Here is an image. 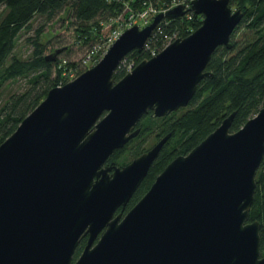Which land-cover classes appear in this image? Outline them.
I'll use <instances>...</instances> for the list:
<instances>
[{
  "label": "water",
  "instance_id": "water-1",
  "mask_svg": "<svg viewBox=\"0 0 264 264\" xmlns=\"http://www.w3.org/2000/svg\"><path fill=\"white\" fill-rule=\"evenodd\" d=\"M189 9L202 18L187 36L115 81L122 59L183 7L125 29L96 64L49 89L0 143V264H264L259 222L248 221L264 158V105L234 132V112L225 117L117 212L170 135L123 166L109 157L139 133L149 111L161 117L188 105L211 75L214 50L231 47L242 18L228 0H192Z\"/></svg>",
  "mask_w": 264,
  "mask_h": 264
},
{
  "label": "trees",
  "instance_id": "trees-1",
  "mask_svg": "<svg viewBox=\"0 0 264 264\" xmlns=\"http://www.w3.org/2000/svg\"><path fill=\"white\" fill-rule=\"evenodd\" d=\"M67 1L0 0V143L38 105L48 90L57 86V79L52 77L55 71L59 77L69 69L81 67L79 61L74 63L57 58L69 47L46 52L47 47L40 39L46 24L62 11ZM69 1L73 5L77 39L88 47L102 33L105 23L123 10L121 0ZM145 1L167 7L174 1L184 0ZM142 2L132 0L131 9H140ZM228 4L242 11V18L230 36L231 47H216L206 66L211 75L199 82L188 105L161 117H155L149 111L137 123L139 133L109 157L107 163L127 148L134 159L148 149L146 143L151 134L154 135L152 146L161 137L170 135L128 203L117 212L125 214L172 159L187 154L225 117L234 112L230 124V131L234 132L264 105V0H228ZM201 18L195 13H191V18L186 15L163 17L159 21L162 32H154L141 50L130 51L116 68L114 80H119L129 66L150 58L168 42L187 36L200 26ZM22 46L25 53L19 54L16 50ZM57 49L62 50L54 58H46ZM18 81H21L19 86L12 90V85ZM255 220L259 222V248L264 254V158L255 175L254 197L248 215V221ZM85 240V237L81 239L74 259Z\"/></svg>",
  "mask_w": 264,
  "mask_h": 264
},
{
  "label": "rangeland",
  "instance_id": "rangeland-1",
  "mask_svg": "<svg viewBox=\"0 0 264 264\" xmlns=\"http://www.w3.org/2000/svg\"><path fill=\"white\" fill-rule=\"evenodd\" d=\"M72 6H73L72 2L68 0L66 2L65 6L63 7L62 11H60L58 13V15L52 21H50V23L46 24V26L44 27V31L41 34L40 39H41V41L43 43H45V45L47 47L46 48L47 49L46 52H49L51 49H55V48L69 47V50L66 49L65 51L60 53L57 56V58L59 60H64L65 59V60H67L69 62L77 63L78 61H80L81 57L85 54L87 49L89 50L92 47H96V49H97L98 48V46H97L98 43H95V41H92L91 42L92 46L88 47V45H82L78 41L77 35L75 33V28H74L75 26L73 25V21L74 20H73V16H72L73 15L72 14V12H73L72 11ZM231 8H232V10L235 9L234 7H231ZM0 12H1V9H0ZM22 39H23V37L17 42L18 45L21 44V40ZM24 49L25 48L22 46L21 48H18L16 51L19 54H22V53H25ZM105 52L106 51H104L103 54ZM103 54L101 55L100 58H102ZM91 64H93V63H91ZM90 65H88V66H90ZM86 69L87 68H85V66L78 67L76 70L72 69L71 73L73 75H70V77L68 75L70 73L69 70L63 72L62 75H60L59 77L57 75V72L55 71L52 74V77L54 79H57V86H61V85L65 84V83H67L68 81L74 79L77 75H79L81 72H83ZM20 82L21 81H18V83L15 82V84L12 85V87H13L12 90L16 89L17 86H19L18 84ZM153 137H154V135L151 134L150 137L148 138L149 140L146 143V146L148 147V149L153 144L152 143ZM112 160L115 163H118L119 165H125V164L129 163L132 160V156L130 155L129 150L126 148V149H124V151H122V152L118 153L116 156H114Z\"/></svg>",
  "mask_w": 264,
  "mask_h": 264
},
{
  "label": "built area",
  "instance_id": "built-area-1",
  "mask_svg": "<svg viewBox=\"0 0 264 264\" xmlns=\"http://www.w3.org/2000/svg\"><path fill=\"white\" fill-rule=\"evenodd\" d=\"M121 1H123L122 12L120 14H118L117 16L110 18L109 21L107 23H105L104 27L102 28V33L95 40V43H98L97 44L98 48L96 49V47H92L89 50L88 49L86 50L85 54L81 57L80 61L78 62L81 67L82 66L87 67L91 63H93V64H91V66L96 64L100 60V57L103 54V52L108 49V47L122 34V32L125 29L131 27L132 25L137 24V26L139 28H142V27L148 25L152 21L154 16L157 15L158 13H165L169 9H171L175 6H178V5H182V7H183V10H184L183 16L186 15L188 18H191V13H193L189 9L190 3L192 0L174 1L167 7L159 6L157 3L154 4L152 1L143 0V2H142L143 6L140 9L135 10V11L132 10L131 6H130V2L132 0H121ZM154 32H157V33L162 32V28H161V25L159 24V22L154 27L151 35ZM146 42H145V44H146ZM145 44H144V46H145ZM88 67H90V66H88ZM129 67L130 68L128 69V71H130L133 68V65H131ZM69 72L70 73L68 75L70 77V75H73V74L71 73L70 69H69Z\"/></svg>",
  "mask_w": 264,
  "mask_h": 264
},
{
  "label": "flooded vegetation",
  "instance_id": "flooded-vegetation-1",
  "mask_svg": "<svg viewBox=\"0 0 264 264\" xmlns=\"http://www.w3.org/2000/svg\"><path fill=\"white\" fill-rule=\"evenodd\" d=\"M112 163V166H123V165H119L118 163H115L113 160L111 162H109L108 164ZM113 171V169L110 171V173Z\"/></svg>",
  "mask_w": 264,
  "mask_h": 264
}]
</instances>
